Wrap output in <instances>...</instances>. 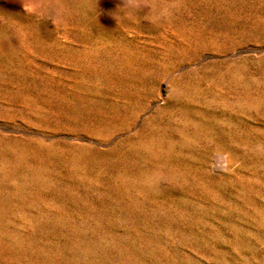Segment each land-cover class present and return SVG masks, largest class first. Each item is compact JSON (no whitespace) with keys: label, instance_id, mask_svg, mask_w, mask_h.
Returning a JSON list of instances; mask_svg holds the SVG:
<instances>
[{"label":"rangeland","instance_id":"1","mask_svg":"<svg viewBox=\"0 0 264 264\" xmlns=\"http://www.w3.org/2000/svg\"><path fill=\"white\" fill-rule=\"evenodd\" d=\"M133 4L0 0V264H264V0Z\"/></svg>","mask_w":264,"mask_h":264},{"label":"clouds","instance_id":"2","mask_svg":"<svg viewBox=\"0 0 264 264\" xmlns=\"http://www.w3.org/2000/svg\"><path fill=\"white\" fill-rule=\"evenodd\" d=\"M133 3L130 4L129 0H113V7H114V19L116 21L117 16L119 13L123 12L125 9L129 7H135Z\"/></svg>","mask_w":264,"mask_h":264},{"label":"bare ground","instance_id":"3","mask_svg":"<svg viewBox=\"0 0 264 264\" xmlns=\"http://www.w3.org/2000/svg\"><path fill=\"white\" fill-rule=\"evenodd\" d=\"M223 160H224L223 156L219 157V162H223Z\"/></svg>","mask_w":264,"mask_h":264},{"label":"snow or ice","instance_id":"4","mask_svg":"<svg viewBox=\"0 0 264 264\" xmlns=\"http://www.w3.org/2000/svg\"><path fill=\"white\" fill-rule=\"evenodd\" d=\"M129 3L132 4L133 3V0H129Z\"/></svg>","mask_w":264,"mask_h":264}]
</instances>
